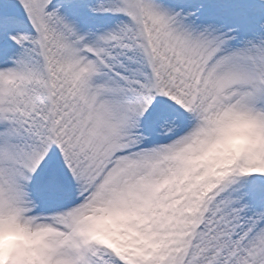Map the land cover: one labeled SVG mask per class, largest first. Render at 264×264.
Here are the masks:
<instances>
[{
  "label": "snow or ice",
  "instance_id": "snow-or-ice-1",
  "mask_svg": "<svg viewBox=\"0 0 264 264\" xmlns=\"http://www.w3.org/2000/svg\"><path fill=\"white\" fill-rule=\"evenodd\" d=\"M0 264H264V0H0Z\"/></svg>",
  "mask_w": 264,
  "mask_h": 264
}]
</instances>
